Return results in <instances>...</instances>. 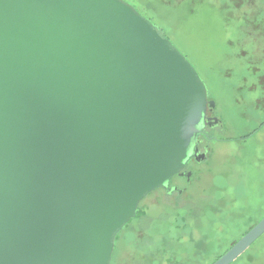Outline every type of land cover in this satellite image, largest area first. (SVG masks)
I'll return each instance as SVG.
<instances>
[{
	"label": "water",
	"instance_id": "obj_1",
	"mask_svg": "<svg viewBox=\"0 0 264 264\" xmlns=\"http://www.w3.org/2000/svg\"><path fill=\"white\" fill-rule=\"evenodd\" d=\"M135 9L0 0V264H110L145 194L196 154L206 87ZM263 233L264 216L212 264Z\"/></svg>",
	"mask_w": 264,
	"mask_h": 264
},
{
	"label": "rangeland",
	"instance_id": "obj_2",
	"mask_svg": "<svg viewBox=\"0 0 264 264\" xmlns=\"http://www.w3.org/2000/svg\"><path fill=\"white\" fill-rule=\"evenodd\" d=\"M124 1L195 67L226 130H209L208 160L176 180L184 194H145L110 264H212L264 216V128L242 139L264 120V0ZM233 264H264V233Z\"/></svg>",
	"mask_w": 264,
	"mask_h": 264
},
{
	"label": "flooded vegetation",
	"instance_id": "obj_3",
	"mask_svg": "<svg viewBox=\"0 0 264 264\" xmlns=\"http://www.w3.org/2000/svg\"><path fill=\"white\" fill-rule=\"evenodd\" d=\"M263 55H264V53H263ZM199 76H200L201 80L203 81V83L205 85L204 87H206V91H207L205 122L203 125L204 127H203L202 131L198 134V137L196 139L197 140V144H196V148H195L196 154H194L190 157V159L187 161L184 168H182L180 170V172H178L172 176V178L169 180V183L167 186L161 185V186L154 189V190L163 189L165 191V193L167 192V194H169V195H173V193H177L179 196H181L182 194H184V192H186L188 189V185L185 184V185H183V187H180L179 183H176V180L179 178L182 181L184 180L183 182H188V183L191 182L193 177H195V175H196L197 165L208 160V158H209L208 152L210 150V143H209L210 138L207 137V135L209 134V130L216 129V128L222 129V131L226 130L225 126H223L224 124L222 123V119L219 118V116L216 113L218 110L217 100L209 96V91H208L209 89H207L208 87H207L204 79L201 77V75H199ZM211 102H214L215 105L212 106ZM262 128H264V120L261 123H259V125L257 127H255V130H253L249 134L243 136L242 139H246L247 137H250V136L256 134V132ZM217 140H218V138H217ZM154 190H152V191H154Z\"/></svg>",
	"mask_w": 264,
	"mask_h": 264
},
{
	"label": "trees",
	"instance_id": "obj_4",
	"mask_svg": "<svg viewBox=\"0 0 264 264\" xmlns=\"http://www.w3.org/2000/svg\"><path fill=\"white\" fill-rule=\"evenodd\" d=\"M127 223H128V222H127ZM117 234H118V233H117ZM115 235H116V234H115ZM242 255H243V254H242ZM242 255H240V256H242ZM240 256H238V258H237V259H239V258H240ZM237 259H236V260H237ZM236 260H234V261H236ZM233 263H234V262H233ZM233 263H232V264H233Z\"/></svg>",
	"mask_w": 264,
	"mask_h": 264
}]
</instances>
